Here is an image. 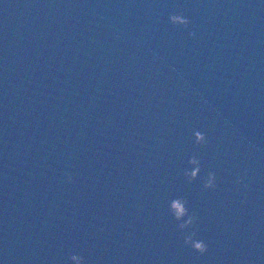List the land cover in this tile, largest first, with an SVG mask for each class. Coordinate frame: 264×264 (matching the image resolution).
<instances>
[{
    "label": "water",
    "instance_id": "95a60500",
    "mask_svg": "<svg viewBox=\"0 0 264 264\" xmlns=\"http://www.w3.org/2000/svg\"><path fill=\"white\" fill-rule=\"evenodd\" d=\"M73 254L264 264V0H0V264Z\"/></svg>",
    "mask_w": 264,
    "mask_h": 264
},
{
    "label": "clouds",
    "instance_id": "9594fccd",
    "mask_svg": "<svg viewBox=\"0 0 264 264\" xmlns=\"http://www.w3.org/2000/svg\"><path fill=\"white\" fill-rule=\"evenodd\" d=\"M172 24L182 26L185 29L188 27L190 21L188 18L181 14H172L169 17ZM190 36L194 37L195 32H190ZM119 39V37H117ZM194 140L196 145H204L207 143V138L201 131L194 132ZM188 163L192 166L191 169L184 170V177L187 179L188 183L196 180L201 171L200 159L193 155ZM68 181L72 182V176L69 174ZM216 174L214 172H208L203 187L204 189H215L216 185ZM238 184L242 183L241 180L237 181ZM247 187V185H245ZM187 205V200L183 197H177L169 201L168 211L171 216L178 222L177 226L181 232H187L184 236V244L189 246L192 250L197 252L200 256H203L208 251V245L201 239H197L196 224L198 221V216L195 213H190ZM72 264H85V258L79 254H73L69 257Z\"/></svg>",
    "mask_w": 264,
    "mask_h": 264
}]
</instances>
